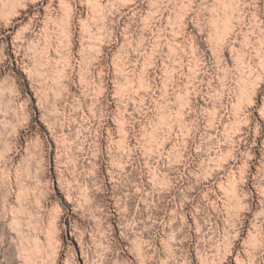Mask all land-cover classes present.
I'll return each mask as SVG.
<instances>
[{"label":"rangeland","instance_id":"1","mask_svg":"<svg viewBox=\"0 0 264 264\" xmlns=\"http://www.w3.org/2000/svg\"><path fill=\"white\" fill-rule=\"evenodd\" d=\"M0 264H264V0H0Z\"/></svg>","mask_w":264,"mask_h":264}]
</instances>
